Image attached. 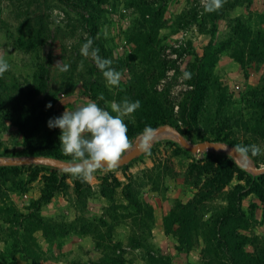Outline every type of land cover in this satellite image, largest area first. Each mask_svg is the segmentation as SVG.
Returning <instances> with one entry per match:
<instances>
[{
    "label": "rangeland",
    "instance_id": "374dc122",
    "mask_svg": "<svg viewBox=\"0 0 264 264\" xmlns=\"http://www.w3.org/2000/svg\"><path fill=\"white\" fill-rule=\"evenodd\" d=\"M203 4L0 0V56L10 64L0 76V152L23 154L27 148L17 124L24 108L43 105L37 137L59 141L60 129H50L49 118L90 101L111 111L112 102L129 99L141 102L124 117L130 146L149 129L171 125L162 123L168 110L190 143L256 145L261 154L247 158L264 166V0H223L211 13ZM88 39L121 72L119 86H106L92 58L81 54ZM58 61L69 70L59 71ZM159 136L145 153L123 166L97 169L89 181L35 163L1 170L0 264H95L110 238L121 241L116 252L126 264H228L221 252L204 260L202 234L194 247L179 249L178 237L164 224L176 201L187 202L203 185L210 188L205 183L220 158L230 159L235 172L219 185L204 217L226 208L231 188H243L239 230L246 250L264 264V202L257 196L264 176L240 166L229 152H193L170 132ZM126 186L147 204L145 212L130 204ZM101 220L108 224L98 233Z\"/></svg>",
    "mask_w": 264,
    "mask_h": 264
},
{
    "label": "trees",
    "instance_id": "16d2710c",
    "mask_svg": "<svg viewBox=\"0 0 264 264\" xmlns=\"http://www.w3.org/2000/svg\"><path fill=\"white\" fill-rule=\"evenodd\" d=\"M191 100L192 103L196 104H201L202 102V100H197L195 98H192ZM43 110V105H41V107L30 106L22 110V116L17 120V124L19 125V130L23 135L27 148L21 153L47 154L71 159L62 154L59 141L48 140L41 142L37 137L38 125L44 114ZM169 113L170 112L167 110L165 115H168L163 116L164 120L162 123H170L181 130V126L174 121L173 116L171 114L169 115ZM182 115L194 118L192 112L190 114H185V112H183ZM197 118H199L198 114ZM216 139L221 140L219 138ZM0 153L7 154V152ZM15 167L18 166H0V171L4 169H14ZM211 170L213 172V177L208 178L205 183V185L210 188H203V185L195 196L187 202L176 201L170 212L164 217L166 230L173 232L178 237L180 242L179 249L186 250L194 247L198 243L200 234H202L206 243L203 248L204 260L219 256V253L221 252L223 254L225 253L228 264H260L262 259H259L255 253L246 250V236H244L239 230L245 221V212L241 206V191L243 188L240 186L231 188L227 191L228 197L226 200H228L229 203L226 208L212 210L207 218L204 217L205 213L210 209L208 205L210 199L215 197L218 192L222 191V188H220L219 185H227L231 182L235 172L234 164L228 158L218 159V168H212ZM260 176L263 177L264 173H261ZM125 188L127 190V199L130 201V204L135 205L137 211L145 212L147 204L137 200L132 192H128V186ZM263 190L258 187L257 196L264 202ZM51 196L52 191L42 200L48 201ZM147 210L151 213L153 211L151 206L150 208H147ZM107 224V220H101V222H98V233L100 232L101 227ZM95 229H97L96 226ZM97 243L101 248L102 243L99 239ZM109 244V250L102 249V256L94 263L126 264L124 255L116 252L117 247L121 245V241L118 240L113 242L110 238ZM35 264H39V262H35Z\"/></svg>",
    "mask_w": 264,
    "mask_h": 264
},
{
    "label": "clouds",
    "instance_id": "9594fccd",
    "mask_svg": "<svg viewBox=\"0 0 264 264\" xmlns=\"http://www.w3.org/2000/svg\"><path fill=\"white\" fill-rule=\"evenodd\" d=\"M222 3L223 0H204L203 9L211 13L219 10ZM80 52L83 56L92 58L105 78L106 86L120 85L121 72L111 67V59L99 55V49L93 47L92 39L82 45ZM56 64L61 72L69 70L70 65L67 63L61 65L58 61ZM9 69L8 60L0 56V76ZM185 75L190 77L191 74ZM99 99H104L103 94H100ZM51 106V102L46 105L47 108ZM140 106L139 100L124 99L121 102H112L109 111L97 102L90 101L75 110H65L60 116L49 118L47 126L50 129H60L59 144L62 154L70 157L72 161L65 171L83 181H89L97 169L115 167L122 153L130 147L128 126L124 117ZM141 147L147 148L148 145L145 143ZM233 151L243 157H247L249 153L253 156L261 154V149L256 145H237L230 152Z\"/></svg>",
    "mask_w": 264,
    "mask_h": 264
},
{
    "label": "water",
    "instance_id": "95a60500",
    "mask_svg": "<svg viewBox=\"0 0 264 264\" xmlns=\"http://www.w3.org/2000/svg\"><path fill=\"white\" fill-rule=\"evenodd\" d=\"M170 131L173 136H176L180 143L186 147L187 149L196 152L198 150H205V149H216L229 152L234 157L235 161L245 169L251 170L255 174L263 173L264 166H253L244 164L240 161V155L236 154L234 151L230 152L234 145L228 144L222 141H215V140H204L200 141L196 144L190 143L182 134L181 130L177 127L171 125H160L157 126L150 131H147L145 134V138L142 140L140 135L133 144L129 147V149L125 150L122 153L120 161L117 163L115 167L123 166L132 160H134L139 155L145 153L147 150L150 149L152 145L158 141L161 136V133H165ZM147 144V148L141 147L143 144ZM71 159L61 158L58 156L47 155V154H0V166H15V165H26V164H42V165H49L60 169H66L69 167L71 163Z\"/></svg>",
    "mask_w": 264,
    "mask_h": 264
},
{
    "label": "bare ground",
    "instance_id": "6f19581e",
    "mask_svg": "<svg viewBox=\"0 0 264 264\" xmlns=\"http://www.w3.org/2000/svg\"><path fill=\"white\" fill-rule=\"evenodd\" d=\"M167 132H170V131H167ZM145 136H147V134H145L141 139L143 140ZM240 161L243 162L244 164L251 165V162L247 157L240 156Z\"/></svg>",
    "mask_w": 264,
    "mask_h": 264
},
{
    "label": "crops",
    "instance_id": "0c3cea01",
    "mask_svg": "<svg viewBox=\"0 0 264 264\" xmlns=\"http://www.w3.org/2000/svg\"><path fill=\"white\" fill-rule=\"evenodd\" d=\"M101 256H102V255H101ZM101 256H100V257H101ZM100 257H99V258H100Z\"/></svg>",
    "mask_w": 264,
    "mask_h": 264
}]
</instances>
